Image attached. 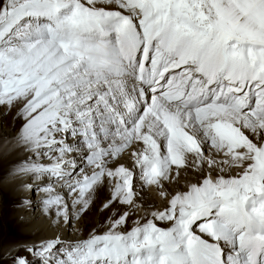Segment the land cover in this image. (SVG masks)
Listing matches in <instances>:
<instances>
[{"label": "snow or ice", "instance_id": "6c2138e0", "mask_svg": "<svg viewBox=\"0 0 264 264\" xmlns=\"http://www.w3.org/2000/svg\"><path fill=\"white\" fill-rule=\"evenodd\" d=\"M0 108L41 236L12 264H264V0H0Z\"/></svg>", "mask_w": 264, "mask_h": 264}, {"label": "rangeland", "instance_id": "374dc122", "mask_svg": "<svg viewBox=\"0 0 264 264\" xmlns=\"http://www.w3.org/2000/svg\"><path fill=\"white\" fill-rule=\"evenodd\" d=\"M7 112L8 113L5 112V117L7 115L9 117L8 116L6 117L5 124H3V126L0 128L9 129L10 134H14L13 137H17L18 136V130L20 129V126L23 123V121L21 119H17V109H15V108L12 109L11 113H9V111H7ZM3 138H5V137H0V142L3 140ZM1 145H2V147H1L2 159L10 157V156H8V154H9L8 153L9 143H6V145L4 143H2ZM6 148H7V150H5ZM3 152H4V155H3ZM3 165H4V163L1 162L0 163V169ZM189 169L192 170L191 168H189ZM0 174H2V173H0ZM191 178L192 177H190L189 180H192ZM193 178H196V175H194ZM1 180H2V177H0V181ZM185 181H186L185 179L181 180L182 187L184 186ZM1 187L2 186H0V264H12L11 256H9L10 249L12 250V255L23 256V257H26L27 259H29L30 261H33L34 258L32 257V255L25 252L23 249H21L17 253L15 251V249L12 248L13 245H15L17 243H24L25 241H27L31 238H33V240H36L35 237H37V236L32 234V233H23L22 232L23 230H21L22 226L17 225L15 223L18 221V219H17V217L19 215L18 211H20L21 209L16 206V202H15L16 198L13 197L8 191L2 190ZM152 187H154V186H152ZM148 189H147V192L150 196L152 195V197H155V198H156V195L158 196V194L156 193L157 191H156L155 187L151 188V186H149ZM107 194H108V188L107 187H102L101 189H99L97 191V193L94 197V204L84 217V221H83L84 223L91 226L92 224L96 223L97 221L104 220L106 218V216H108L110 214L108 210H104L103 212H101L102 205L106 201L101 203V204H100V201ZM26 195H28V194H25V196ZM109 195H110V193H109ZM4 196L6 197L7 200L5 199ZM7 196H8V198H7ZM9 200H11V201L9 202ZM161 201L163 202V206H164L165 201L162 198H158V203H161ZM10 206H12V207L10 208ZM163 206L158 205V207L156 209H152V210H160L163 208ZM7 209H8V211L11 212V216L15 217L17 215L16 219L15 220L12 219L11 223L9 225L6 224L7 217L10 218L9 212H6ZM139 213H137V214H139ZM6 237H7V239H6ZM34 264H36V262H34Z\"/></svg>", "mask_w": 264, "mask_h": 264}, {"label": "bare ground", "instance_id": "6f19581e", "mask_svg": "<svg viewBox=\"0 0 264 264\" xmlns=\"http://www.w3.org/2000/svg\"><path fill=\"white\" fill-rule=\"evenodd\" d=\"M8 110L6 109V108H0V127H2L3 126V124H5V120H6V117L8 116L7 114V116L5 117V112L6 113H8L7 112ZM9 113H11V111H9ZM9 117V116H8ZM13 135L14 134H10V131H9V129H2V128H0V137H5V138H3V140L0 142V163L2 162V163H4V165L1 167V169H0V173H2V174H0V177H2V180L0 181L1 183H0V186H2L1 188H2V190H5V191H8L13 197H15L16 198V201L15 202H17V200H19V199H21L23 196H25V194H27V193H20V192H17L16 191V184L18 183L17 181H15L14 179H6L7 177H8V173H9V169H10V167L11 166H13L16 162H18V161H21L22 159H24V157H25V153H24V151H23V149H22V146L18 143V136L17 137H13ZM2 143H4L5 145H6V143H9V145H8V156H10V157H7V158H3L2 159V151H1V147H2ZM4 148V147H3ZM4 150V149H3ZM5 150H7V148L5 149ZM130 151L131 150H129V151H126L124 154H123V156H122V158L120 159V163H124L126 166H131L132 165V161H131V159H130ZM7 152V151H6ZM3 155H4V152H3ZM220 157H217V159H219ZM188 159H189V162H191L192 161V157L191 156H189L188 157ZM188 174V175H187ZM195 175V173L192 171V170H190V169H188L187 171H183L182 170V172H181V176H180V178H179V184H180V186L182 187V184H181V180H183V179H187V180H189L190 179V177H192L191 179L192 180H195V178H193V176ZM151 188H154V187H152L151 186ZM149 190V189H148ZM153 190V189H152ZM157 193V192H156ZM153 194V193H152ZM158 194V193H157ZM6 196V195H5ZM4 196V197H5ZM9 196V195H8ZM8 196H7V198H8ZM108 196H109V190H108V194L105 196V197H103L102 199H101V201H100V204L101 203H103V202H105L106 200H107V198H108ZM143 196H144V201L146 202V203H150V202H154L155 203V209L158 207V205H161V206H163V202L161 201V203H158V198H161L159 195L157 196L156 195V198L155 197H152V195L150 196L149 194H148V192L146 191V192H144L143 193ZM5 199H6V197H5ZM7 200V199H6ZM11 200H9V202H10ZM13 201V200H12ZM5 202V201H4ZM14 202V201H13ZM13 205V204H12ZM5 206V205H4ZM166 205H164L163 206V208L162 209H160V210H163L164 209V207H165ZM3 207V206H2ZM12 206H10V208H11ZM2 209V208H1ZM152 210V209H151ZM151 210H149V211H151ZM6 212H9V214H10V218H8L7 217V220H6V224L7 225H9L10 223H11V220L12 219H16V216L14 217V216H11V212L10 211H8V209H7V211ZM18 213H19V215H18V217H17V219H18V221L17 222H15L17 225H20V226H22V229L21 230H23L22 232L23 233H32V234H34V235H36L37 237H35V239L36 240H33V238H31V239H29V240H27V241H25V242H32V241H39L40 239H41V236L40 235H38L34 230H31V229H29L28 228V226L25 224V223H22L21 222V220L19 219L21 216H30L31 215V213L28 211V210H26V209H21L20 211H18ZM136 215H139V216H143L144 215V212H140L139 214H135L134 216H133V218H136ZM7 216V215H6ZM12 225V224H11ZM8 232V231H7ZM24 235V234H23ZM44 235H50V233H45ZM6 239H7V237H6ZM11 246V245H10Z\"/></svg>", "mask_w": 264, "mask_h": 264}]
</instances>
